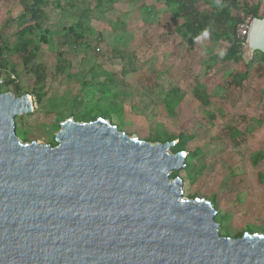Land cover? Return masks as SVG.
<instances>
[{"label":"water","instance_id":"95a60500","mask_svg":"<svg viewBox=\"0 0 264 264\" xmlns=\"http://www.w3.org/2000/svg\"><path fill=\"white\" fill-rule=\"evenodd\" d=\"M264 53L253 19L246 63ZM0 81V264H264V234L223 236L205 197L171 178L188 153L130 136L110 119L62 122L59 145L23 141L30 94Z\"/></svg>","mask_w":264,"mask_h":264},{"label":"rangeland","instance_id":"374dc122","mask_svg":"<svg viewBox=\"0 0 264 264\" xmlns=\"http://www.w3.org/2000/svg\"><path fill=\"white\" fill-rule=\"evenodd\" d=\"M112 2L98 6L97 0H49L43 22L44 28L54 33L55 43H42L36 57V65L47 69V77L40 80L37 74L28 71L18 55L12 54L10 59L18 64L19 75L13 78L20 84L21 94L33 93L41 86L46 91L43 102L38 101L37 94H30L35 111L17 117V134L23 140L48 144L59 132L55 128L58 118L66 120L71 116L82 121L80 102L84 99V87L80 80L83 76L104 81L110 80L107 76L114 73L113 80L133 96L119 97L118 102L125 100L127 105L126 119L109 113L113 124L142 140L156 138L159 120L173 130L195 135L190 146L202 148V153L191 159L189 169L178 170L184 180V197L198 195L218 205L220 216L216 218L223 236L264 234V184L259 181L264 165L255 167L251 162V157L264 148L263 65L255 63L248 80L236 85L231 83V74L248 71L245 60L218 64L219 86L211 107L217 117L211 120L203 115L205 120L201 122L197 116L204 114L203 107L194 89L205 74L210 55L226 49L229 43L214 42L206 36L193 49L189 40L176 33L178 21L164 4L156 0ZM58 3H67L69 7L60 8ZM262 4L264 7V0ZM22 12L20 0L0 5V33L11 47L18 44L17 32L31 24L30 20L20 19ZM9 17L14 20L7 23ZM80 20L91 30L85 43L61 48L56 32ZM117 47L136 54L134 70L124 69L121 59L114 54ZM60 50L66 52L65 73L57 69ZM8 68L11 69L10 64ZM176 88L185 97L177 116L170 118L160 94ZM10 90L14 92L15 86ZM233 127L243 135L232 138Z\"/></svg>","mask_w":264,"mask_h":264},{"label":"trees","instance_id":"16d2710c","mask_svg":"<svg viewBox=\"0 0 264 264\" xmlns=\"http://www.w3.org/2000/svg\"><path fill=\"white\" fill-rule=\"evenodd\" d=\"M10 0H0V5L3 2ZM113 0H97L98 6L104 4V2L111 4ZM159 3L164 4L171 11L172 17L178 21L175 28L176 33L185 40L191 42L193 49L199 44V40L203 37L209 36L214 42H227L229 45L221 52L212 53L209 57V65L205 71L202 80L199 85L194 89L195 97L200 101L204 114L197 116V120L203 121L207 115L211 120L216 119V114L212 110L213 101L212 97L217 90L219 83L217 82L218 76V64L224 63H240L243 59V46L244 41L237 35V27L248 16L253 18L263 17L261 13L262 0L248 1L245 0H156ZM23 12L20 15V19H27L31 21V24L25 26L17 32L18 44L15 47H11L7 40L3 39V34L0 33V81H2L1 90L3 92H12L10 87L15 86V93L18 97L27 94H21L22 88L20 84L16 83L15 78L19 75L18 64L11 63V55H18L21 64L30 72L37 74L39 79L47 77V69L42 66L36 65V57L41 49L42 43L54 44V33L48 28H44L43 18L45 16V7L49 4V0H20ZM60 8L69 7L67 3L57 4ZM216 5V6H215ZM14 19L9 17L8 22H12ZM91 30L83 20H80L76 24L66 26L61 32H56L57 37L60 39L61 48L71 44H84L87 39L88 33ZM40 35V36H39ZM39 36V40H38ZM84 41V43H83ZM116 57L121 59L124 64V69H135L136 54L129 50L117 47L114 49ZM66 52H58V71L66 72ZM255 63H260L264 68V53L258 51L255 53L253 60L250 63H246L248 71H235L231 74V83L241 85L251 75V69ZM9 64L11 69H9ZM86 75V74H83ZM110 75V74H107ZM15 76V78H13ZM115 74L107 76L110 80L97 81L95 78L90 80L88 77L83 76L80 80L82 88L84 87V99L80 102V111L83 117L82 121H93L99 117L110 119L109 113H115L121 115L126 119V107L125 100L118 102L119 97H132L131 93H127L122 85L115 82L113 78ZM94 81H96L94 83ZM94 83V84H93ZM82 91V89H81ZM30 94H37L38 101L43 102L46 91L44 87H36L35 92ZM185 93L180 89H174L168 93H161V103L164 104L168 113V117L173 118L177 116L178 107L181 105ZM132 110L136 112L135 107L131 106ZM138 114V113H137ZM145 114V112L143 113ZM71 117V116H70ZM69 117V118H70ZM17 119V118H16ZM80 120V119H79ZM65 121L62 118H58L55 124L57 130H61L62 122ZM23 128V126H20ZM230 136L237 139L243 135V132L237 128H230ZM156 138H148L146 141L157 142H173L176 144L171 148V151L175 154L180 151H186L188 153L186 158V169L191 167V159L198 157L202 153V148L190 146L191 140L195 138V135L188 133L186 130L176 131L164 124L162 121L157 122ZM57 135H54L48 144L52 146L59 145L56 139ZM23 140V139H22ZM30 141V140H23ZM34 141V140H31ZM253 166L264 165V148L256 152L251 157ZM180 177V171L175 170L171 174V178L175 179ZM259 181L264 184V173H259ZM186 194V193H185ZM200 197L194 195L189 197L194 199ZM219 203V201H218ZM214 204V202H213ZM220 212L218 205H214ZM216 216V217H217ZM218 221V218H216ZM245 233L240 234L238 237H242ZM225 236V235H224Z\"/></svg>","mask_w":264,"mask_h":264},{"label":"built area","instance_id":"2783aa9c","mask_svg":"<svg viewBox=\"0 0 264 264\" xmlns=\"http://www.w3.org/2000/svg\"><path fill=\"white\" fill-rule=\"evenodd\" d=\"M253 19V16L250 15L246 19H244L240 24H238L237 35L241 40L244 41V44L248 41Z\"/></svg>","mask_w":264,"mask_h":264},{"label":"crops","instance_id":"0c3cea01","mask_svg":"<svg viewBox=\"0 0 264 264\" xmlns=\"http://www.w3.org/2000/svg\"><path fill=\"white\" fill-rule=\"evenodd\" d=\"M241 2H244V1L241 0ZM261 13H262V15L264 14V7H263V4H262V8H261Z\"/></svg>","mask_w":264,"mask_h":264}]
</instances>
